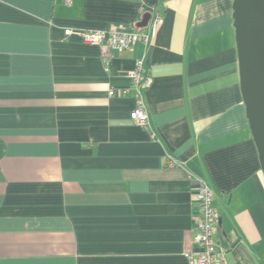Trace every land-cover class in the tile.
Listing matches in <instances>:
<instances>
[{
    "label": "crops",
    "instance_id": "obj_1",
    "mask_svg": "<svg viewBox=\"0 0 264 264\" xmlns=\"http://www.w3.org/2000/svg\"><path fill=\"white\" fill-rule=\"evenodd\" d=\"M233 3L0 0V264H189L198 179L227 264H264ZM157 16L152 40L109 58L65 34ZM139 58L149 129L130 119Z\"/></svg>",
    "mask_w": 264,
    "mask_h": 264
},
{
    "label": "built area",
    "instance_id": "obj_2",
    "mask_svg": "<svg viewBox=\"0 0 264 264\" xmlns=\"http://www.w3.org/2000/svg\"><path fill=\"white\" fill-rule=\"evenodd\" d=\"M67 3H71V0H67ZM163 22V18L157 16L149 32L113 27L108 30L67 28L65 34L67 36H78L87 44L106 48V56L109 58L115 53L121 54L135 48L140 42L147 44L156 36L157 27ZM131 78L132 87L136 91V100L130 118L137 125L149 129L150 117L145 105L144 92L151 88L153 78L147 71L144 58H139L136 61ZM114 94L115 91L111 90L110 95ZM152 136L155 137V134L152 133ZM198 182L199 186L195 195V202L200 211L197 218L198 233L193 239L196 249L186 255L188 262L189 264H227L226 254L219 249L216 241L218 214L213 205V193L205 181L198 179Z\"/></svg>",
    "mask_w": 264,
    "mask_h": 264
},
{
    "label": "water",
    "instance_id": "obj_3",
    "mask_svg": "<svg viewBox=\"0 0 264 264\" xmlns=\"http://www.w3.org/2000/svg\"><path fill=\"white\" fill-rule=\"evenodd\" d=\"M233 11L242 94L264 175V0H234Z\"/></svg>",
    "mask_w": 264,
    "mask_h": 264
},
{
    "label": "trees",
    "instance_id": "obj_4",
    "mask_svg": "<svg viewBox=\"0 0 264 264\" xmlns=\"http://www.w3.org/2000/svg\"><path fill=\"white\" fill-rule=\"evenodd\" d=\"M131 119V118H130Z\"/></svg>",
    "mask_w": 264,
    "mask_h": 264
}]
</instances>
